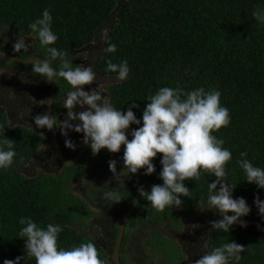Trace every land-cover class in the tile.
Returning a JSON list of instances; mask_svg holds the SVG:
<instances>
[{"label": "trees", "instance_id": "16d2710c", "mask_svg": "<svg viewBox=\"0 0 264 264\" xmlns=\"http://www.w3.org/2000/svg\"><path fill=\"white\" fill-rule=\"evenodd\" d=\"M45 9L53 16L52 28L58 36L55 44L49 46L66 50L67 59L74 67L79 66L76 51L93 43L98 35L102 36L104 45L96 68L110 76L106 83L108 103L121 111H127L135 103L138 107L133 111L137 118H142L149 102L147 97L155 95L161 87L219 90L221 105L230 110L231 123L212 134L223 139V147L232 152V159L226 165V183L235 186L234 198L243 197L251 206L257 196L264 201V189L245 181L246 174L237 163L242 159L240 153L247 152L246 159L264 168V23L253 16L254 11L264 10V0H0V49L16 57L33 55L47 59L46 47L30 28ZM19 40L26 41L27 51H14L13 44ZM110 43L117 45L113 53L104 51ZM108 59L114 63L127 60L131 69L129 78L118 81L116 73L107 71ZM53 67L59 68L58 60L53 62ZM32 69L33 64L16 63L0 56V72L10 74L21 92L16 105L33 107L41 114L46 111L50 82ZM72 90L64 78L57 79L52 103L54 115L58 116L64 98ZM23 94L28 96V103L21 99ZM28 124L12 125L4 104L0 103V126L4 130V134L0 132V143L6 138L12 139L16 151L12 166L0 169V264L18 256H25L20 264H35V258L25 254V240L20 237L24 227L19 223L21 217H30L41 227L48 223L61 225L60 247L70 249L91 241L105 264H115L93 238L87 224L85 227H80L79 221L76 224L81 217L95 215L97 219L98 215L84 200L73 197L66 183L88 178L93 172L91 163L101 157L118 158L124 166V151L101 150L94 155L90 149L75 165L64 166L53 148L50 131ZM140 126L130 125L128 131ZM57 136L69 160L85 145L82 137L72 141L75 150L66 147L65 140L69 137L61 134L59 125ZM42 146L60 162L61 169L55 175L41 171L31 176L25 166L41 158ZM161 158L162 154L158 153L153 160L155 173L145 175L144 169L139 170L140 187L150 190L152 185L163 183L159 177ZM127 176L128 199L119 203L118 220L134 197L135 178L133 174ZM215 179L214 175L204 172L198 180H185L191 198L184 197L181 207H168L163 212L139 196L128 229L144 233L141 236L145 240L144 248H152L161 264H187L182 262L186 260L184 252L175 247L178 232L190 218L210 207L208 183ZM84 204L86 209L78 210ZM76 215L79 218L73 220ZM241 219L247 226L237 223L229 233L211 226L206 234V251L234 240L247 246L238 264H264V216L253 208ZM95 229L109 245L110 240L104 234L109 228L96 221L93 232ZM128 241L131 239H123L121 250H125ZM230 264L236 262L233 260Z\"/></svg>", "mask_w": 264, "mask_h": 264}, {"label": "clouds", "instance_id": "9594fccd", "mask_svg": "<svg viewBox=\"0 0 264 264\" xmlns=\"http://www.w3.org/2000/svg\"><path fill=\"white\" fill-rule=\"evenodd\" d=\"M253 16L264 23V10L254 11ZM52 24L53 16L45 9L42 17L30 25L48 53L47 59H35L32 70L45 77L47 82L57 84L58 78H64L73 90L64 100L63 107L67 109L65 118L59 121L56 115L38 114L33 117L36 128L52 130L59 125L64 136L68 135V131L83 133V143L90 145L94 155L105 148L111 153H119L123 145V167L127 175L135 174L140 169H144L145 175L155 173L153 160L158 153L162 154L159 177L163 183L152 185L150 190L143 186L138 190L141 197L161 212L168 207L179 208L184 203V197L191 198V190L185 185V180H198L204 172L214 175L216 179L208 183L207 204L210 207L207 209H215L222 218L211 221V226L226 233L237 223L246 227L247 223L241 217L249 214L250 206L243 197L234 198L235 186L230 182L225 183L228 180L226 165L232 159V152L223 147V139L212 134L214 130L218 131L231 123L230 110L221 105V92L215 89L206 91L204 87L190 91L179 87H161L155 95L149 94L142 118H137L133 111L138 107L135 103L130 104L127 111H121L108 103L96 88L84 90V85L96 81L97 73L91 65L74 67L73 62L67 59L66 50L49 46L58 40ZM103 35H107V29ZM101 38L98 35L93 43L101 45ZM13 49L17 52L27 51L28 44L19 40L13 44ZM116 50L117 45L112 43L104 49L107 53ZM57 60L58 69L53 67V62ZM107 71L116 73L118 81L128 79L131 74L127 60L114 63L108 59ZM53 100L50 102L53 103ZM77 106L85 110L74 111ZM133 124L142 126L129 132ZM0 132L4 134L2 126ZM65 146L73 150L76 148L70 139L65 140ZM15 156L14 140L6 138L0 143V169L11 167ZM240 156L242 159L237 163L246 174L245 181L264 189V168L246 159L247 152H241ZM116 164V160L109 161L113 174L118 173ZM104 195L114 203L123 199L120 192L112 189ZM254 203L264 216V201L257 196ZM19 223L24 225L20 237L25 240V254L34 257L35 264H105L91 241L70 249L60 247L58 237L63 227L59 224L48 223L46 227H41L30 217H21ZM246 248L234 240L228 241L200 256L194 264H230L233 260L238 264ZM24 257L5 259L3 264H20Z\"/></svg>", "mask_w": 264, "mask_h": 264}, {"label": "rangeland", "instance_id": "374dc122", "mask_svg": "<svg viewBox=\"0 0 264 264\" xmlns=\"http://www.w3.org/2000/svg\"><path fill=\"white\" fill-rule=\"evenodd\" d=\"M100 45L98 43H92L86 47H83L82 49L77 50V60L76 62L78 63L79 66H87V65H91L94 69V71L97 73V78L96 81L91 84V85H84L83 88L84 90H90L93 88H96L97 91L102 92L101 95L105 96V92H106V83H107V79L104 78L102 76V74L100 72L97 71V68L95 66L97 60L101 57V54L98 53ZM110 77V76H109ZM18 85L16 84V82L12 79L11 75L8 73H5L3 71L0 72V103L4 104V107L6 108V111L8 112V116L10 119V123L12 125L20 122L23 124H28L30 126H35L33 117L38 115L39 112L38 110H36L33 107H27V108H22V107H18L16 105V97H18L20 95V91H17L16 88ZM26 86H29V84H26ZM26 95V94H25ZM23 94L22 99L28 103V96H25ZM26 97V98H25ZM106 98V96H105ZM66 99V97L64 98V100ZM107 102H108V98H106ZM64 105V103H63ZM62 105L61 110L58 112V119H64L67 113V109L64 108ZM85 109H81L79 106H77L74 111H83ZM51 136V135H50ZM68 137L71 141H79L80 139H82L83 137V133H77L75 131H68ZM42 156L45 155L47 156L38 158V159H34V161H32L31 163H29L28 165L25 166L27 173L30 174L31 176L36 175L38 172L41 171H45L48 172L52 175L57 174L60 171V166L61 164L59 163V161L49 152L48 149H46V147L42 146ZM108 166L105 165L104 169L106 170L105 173H103V177H105V179L103 181L100 182V185L103 186H108L110 185V183H113L114 180H110V169H109V161L107 160ZM119 168V170H118ZM103 169V170H104ZM116 169L117 172L120 171V164L117 162L116 164ZM93 174V173H92ZM115 178V177H114ZM87 181V178L79 181V180H72V181H68L66 183L69 192L71 193V195L73 197H78L80 199H82V196L80 195V192L82 189H84V185ZM226 183V181H225ZM111 190V189H110ZM109 191V189H106V192ZM114 191V190H113ZM84 200V199H82ZM85 201V200H84ZM95 202V201H94ZM100 201L98 200V206H100ZM102 204V203H101ZM250 206V211L253 210V208L258 209L255 205V203L252 204V206L247 203ZM89 206V208H91L92 210L95 209L94 205L87 204ZM106 207H108L109 212H110V207H111V202L110 200L108 202H106ZM254 206V207H253ZM86 209V205H82L78 210H85ZM90 209V210H91ZM96 215H98V217L100 219H102L104 224H108L110 223V219L107 217H101L100 216V212L99 211H95L93 210ZM232 213H229V215H231ZM79 218L77 215L75 216V219ZM222 217L220 216V214L215 210V209H207L204 210L203 212L199 213L198 216H196L195 218H190L189 221L185 224V226L179 230L178 232V237L179 240L175 247L178 250H182L185 254V259L187 261V264H194V261L196 259H199L200 256H202L203 254H205L207 251L205 249V241H206V234H207V230L210 229L211 227V221H215V220H219ZM77 221L81 222V226L85 227L86 226V222H87V217H81L79 219L76 220V224ZM98 222V221H97ZM80 226V227H81ZM89 226V225H88ZM92 234V232H91ZM185 234L186 237H185ZM150 235V234H149ZM150 239L152 240H156L154 237L149 236ZM98 239L100 241L99 244L102 246L103 250L107 253L108 256L112 257V252H113V245H108L106 242H104V240L102 238H100V236H98ZM150 250L149 248H145V251ZM184 260V259H183ZM139 262V260H138ZM143 264H161L160 261H157L156 259H147L143 261Z\"/></svg>", "mask_w": 264, "mask_h": 264}, {"label": "flooded vegetation", "instance_id": "af4514ba", "mask_svg": "<svg viewBox=\"0 0 264 264\" xmlns=\"http://www.w3.org/2000/svg\"><path fill=\"white\" fill-rule=\"evenodd\" d=\"M103 45L104 44L101 43V45L99 47V50H98V53H100V49L103 47ZM95 66H96V64H95ZM97 71L99 72V70H97ZM101 74H102V76L104 78L107 79V82L110 81V77L108 75H104L103 73H101ZM16 89L18 91V88H16ZM105 96H106V98H108L106 92H105ZM18 97H16V99H15L16 102L19 101L17 99ZM45 113H46V111H45ZM58 116L56 114V117H58ZM56 130H57V128H56ZM51 142H52V140H51ZM53 148H54V146H53ZM107 160L108 161L116 160L120 164L121 172L118 171V173H114V174L110 173V180H114V181H113V183H110V185L105 187L103 185H100V182L105 179V177H103V173L106 172V170L104 169L105 165L108 166ZM91 165L93 167V172H92L93 174H91L87 178V181H86V183L84 185V189L81 190L80 195L82 196V199L85 200L86 204H90L91 203L92 205H94L95 209H93V210L99 211L101 217H107L108 216V218L110 219V223H108L106 225V224L103 223L102 219H100L99 217H97V219H96V217L94 215V216H89L87 218L86 224H87V226L89 225L88 227L90 228V231L92 232L93 238L98 240V241L101 240V239L100 240L98 239L99 232H97L96 229H95V232H93V229H94V226H95V222L98 221L103 226L106 225L109 229L105 230L104 234L106 235L108 240H110L109 241L110 242L109 245L110 246L113 245V250H114V244H115V242L117 240L118 231H119V221H120V218H121V216L123 215V213L125 211L122 212V214H121V216H120V218L118 220V214H119V210H120V204H119L120 202L114 203V201L110 200L112 205L110 207V212H109L108 207H106L107 206L106 202H108L109 199L105 197L104 193L106 192V189H109V190L112 189L114 191H118L123 196L122 200L125 201V199H128L127 194L129 192L128 191L129 177L126 174H124L126 168L123 167V165L118 160V158H112V159L108 158V159H106V157H101V158L95 159L93 161V163H91ZM118 170H119V168H118ZM139 177H140V172H139ZM134 178H135V176H134ZM134 182H135V179H134ZM139 182L141 184L140 179H139ZM135 192H136V184H135ZM135 192H134V196H135ZM139 196H140V194H139ZM98 200L102 203V204L100 203V206H98ZM133 200H134V197H133ZM133 200H132V202H133ZM138 202H139V199H138ZM138 202H137V204H138ZM130 205H129V207H130ZM102 207H104L106 209H103ZM133 211L134 210H132V212ZM132 212H131V214H132ZM131 214L129 215L128 220H127V222L125 224L124 232H123V235H122V238H121V242H120L119 259H120L121 264H143L144 260H147V259L150 260L151 258L152 259H156L157 261H159L157 256H156V254H155V252H154V250H152V248L151 249L149 248L150 250L145 251V248H148V247L146 246L144 248L145 240L141 239V236L144 235V233L142 231H140V230L137 231V230L128 229L129 228L128 224H129V220H130ZM117 220H118V223L116 222ZM79 226H81V224H79ZM115 228H118V230H116ZM186 235L187 234H185V237H186ZM100 238H101V236H100ZM125 238L126 239L127 238L131 239V242L128 241L125 250H121V246H123L122 242H123V239H125ZM104 242H105V240H104ZM112 258L114 260L113 252H112ZM138 260H139V262H138ZM184 261H186V260H183L182 262H184Z\"/></svg>", "mask_w": 264, "mask_h": 264}, {"label": "water", "instance_id": "95a60500", "mask_svg": "<svg viewBox=\"0 0 264 264\" xmlns=\"http://www.w3.org/2000/svg\"><path fill=\"white\" fill-rule=\"evenodd\" d=\"M0 56L5 57V58H7L11 61H14L16 63H21V64H33L35 59H41L42 60V58L37 57V56H33V55H30L26 58L16 57V56H13V55L9 54L8 52L1 50V49H0ZM54 92H55V82L53 81V82H50V90H49V94H48L47 101H46V113H48L49 115H53L52 103L50 101L53 100ZM49 131H50L51 140H52L55 152L57 154V157L64 166L75 165L81 159L82 155L87 150L91 149L90 145L86 144L84 147H82L79 150V152L75 155V157L73 159H71V160L66 159L65 156L63 155L61 148H60L56 127H53V129L49 130ZM101 150L108 151L106 148L101 149ZM120 151H124L123 145L121 146ZM134 176H135L136 192H135V196H134V200H133L132 204L127 209V211L123 213V215L121 216L120 221H119L118 236H117V240L114 244V250H113V257H114L115 264H121L120 259H119V247H120L121 238H122L124 228H125V224L128 220V217L131 214L132 210H134V208L136 207L138 199H139V191H138L140 188L139 170L137 173L134 174Z\"/></svg>", "mask_w": 264, "mask_h": 264}]
</instances>
